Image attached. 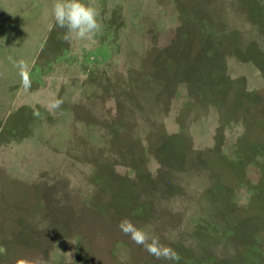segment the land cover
<instances>
[{"label":"rangeland","instance_id":"1","mask_svg":"<svg viewBox=\"0 0 264 264\" xmlns=\"http://www.w3.org/2000/svg\"><path fill=\"white\" fill-rule=\"evenodd\" d=\"M96 3L69 45L52 0H0V264H170L125 217L179 264H264V0Z\"/></svg>","mask_w":264,"mask_h":264},{"label":"clouds","instance_id":"2","mask_svg":"<svg viewBox=\"0 0 264 264\" xmlns=\"http://www.w3.org/2000/svg\"><path fill=\"white\" fill-rule=\"evenodd\" d=\"M50 17L52 22L49 30L53 28L64 29L60 37L66 44L71 45L74 39L86 40L100 32L102 24L98 19L100 12L96 0H52L50 7ZM13 65L19 69L21 86L27 91L32 87L30 68L23 59L12 61ZM63 101L53 100L49 104L51 110H58ZM38 110H33V116L39 117ZM120 232L145 252L157 260H164L170 264H179L181 255L172 247L163 244L155 234L146 232L138 227L130 218H122L117 225ZM18 264H28L26 260H20Z\"/></svg>","mask_w":264,"mask_h":264}]
</instances>
